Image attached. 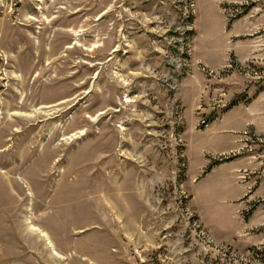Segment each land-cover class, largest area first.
<instances>
[{
    "label": "rangeland",
    "instance_id": "374dc122",
    "mask_svg": "<svg viewBox=\"0 0 264 264\" xmlns=\"http://www.w3.org/2000/svg\"><path fill=\"white\" fill-rule=\"evenodd\" d=\"M0 264H264V0H0Z\"/></svg>",
    "mask_w": 264,
    "mask_h": 264
},
{
    "label": "crops",
    "instance_id": "0c3cea01",
    "mask_svg": "<svg viewBox=\"0 0 264 264\" xmlns=\"http://www.w3.org/2000/svg\"><path fill=\"white\" fill-rule=\"evenodd\" d=\"M209 48V47H208ZM207 51H208V49H207ZM193 81H188L185 85H184V90H185V94L183 95V97H182V102H183V105H184V115H185V117H186V112H187V109L190 107L191 108V110H193L195 113H196V110H197V108H198V106L200 105V100H201V98L198 96V97H195L194 95L192 96V94L190 93V89H191V86L193 85V83H192ZM220 123H215L214 125H218L220 128H219V130L220 131H222V132H224L223 131V127L225 126V124H223V126H222V124L221 125H219ZM196 126H197V124H196ZM213 125H211V127H212ZM207 128L206 129H209V128H211V127H208V126H206ZM196 130H197V128H196ZM226 133L224 132V136L225 137H223L224 139L223 140H225V138H226ZM206 156V155H205ZM209 158L210 157H208V160H209ZM210 161V160H209ZM216 167H220V165L219 166H215V167H213L212 169H211V171L214 169V168H216ZM210 171V172H211ZM210 172H208V173H210ZM208 173H206V174H208ZM205 174V175H206ZM205 175H203V177L205 176ZM241 193H239V195L240 194H242V195H244V191H245V188H241ZM239 195L237 196V199H238V197H239ZM235 202H237V200L235 201ZM203 223H204V221H203ZM204 225H205V223H204ZM206 226V225H205ZM206 228L208 229V227L206 226ZM208 231L210 232V234L212 235V237L214 238V239H216L217 241H232L233 240V238H225V237H216L215 235H213L212 234V232L208 229Z\"/></svg>",
    "mask_w": 264,
    "mask_h": 264
},
{
    "label": "trees",
    "instance_id": "16d2710c",
    "mask_svg": "<svg viewBox=\"0 0 264 264\" xmlns=\"http://www.w3.org/2000/svg\"><path fill=\"white\" fill-rule=\"evenodd\" d=\"M208 123H209V122L204 121V122L200 125L199 129L203 130V129L208 125ZM230 159H231V158H227V159H225V160H230ZM219 163H220L219 161H218V162H212V163H210V166L208 167L207 170H205V171H206L205 173L210 172L211 169H212L213 167H215L216 165H218Z\"/></svg>",
    "mask_w": 264,
    "mask_h": 264
},
{
    "label": "built area",
    "instance_id": "2783aa9c",
    "mask_svg": "<svg viewBox=\"0 0 264 264\" xmlns=\"http://www.w3.org/2000/svg\"><path fill=\"white\" fill-rule=\"evenodd\" d=\"M177 76H178V75H175V76L171 77V81L177 80V79H176ZM172 89L175 90V91H177L176 86H175L174 88L172 87ZM174 97H175V96H174ZM175 102H177V97L174 98V100H173V102H172V104H171V114H172V115H173V108H174V104H175ZM182 116H183V118H184V116H185V115H184V111H183V115H182ZM176 118H177L178 120H181V119H182V117H176Z\"/></svg>",
    "mask_w": 264,
    "mask_h": 264
},
{
    "label": "bare ground",
    "instance_id": "6f19581e",
    "mask_svg": "<svg viewBox=\"0 0 264 264\" xmlns=\"http://www.w3.org/2000/svg\"><path fill=\"white\" fill-rule=\"evenodd\" d=\"M180 51V50H179ZM178 61V60H177ZM183 61V60H182ZM182 67V66H181ZM184 68V67H183ZM188 70V68L187 67H185V70L183 69V71H187ZM128 100V99H127ZM177 100H178V97H177ZM125 101V100H124ZM129 101V100H128ZM175 106H177V102H175V104H174V107ZM174 109V108H173Z\"/></svg>",
    "mask_w": 264,
    "mask_h": 264
}]
</instances>
